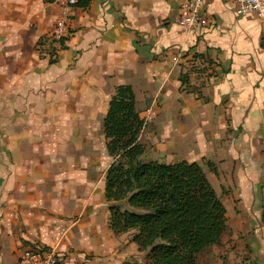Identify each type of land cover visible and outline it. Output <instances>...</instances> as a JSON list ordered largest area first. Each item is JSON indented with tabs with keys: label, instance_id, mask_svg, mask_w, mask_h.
<instances>
[{
	"label": "crops",
	"instance_id": "0c3cea01",
	"mask_svg": "<svg viewBox=\"0 0 264 264\" xmlns=\"http://www.w3.org/2000/svg\"><path fill=\"white\" fill-rule=\"evenodd\" d=\"M86 1L59 47L57 5L0 0V264L29 246L66 264H135L144 252L110 227L109 164L103 195L92 192L120 84L133 86L143 130L165 126L167 162L200 163L226 207L221 241L197 264H264V25L235 0H203L196 28L178 22L183 0Z\"/></svg>",
	"mask_w": 264,
	"mask_h": 264
},
{
	"label": "trees",
	"instance_id": "16d2710c",
	"mask_svg": "<svg viewBox=\"0 0 264 264\" xmlns=\"http://www.w3.org/2000/svg\"><path fill=\"white\" fill-rule=\"evenodd\" d=\"M103 125L111 158L105 196L113 232H131L146 252V264H197L198 255L219 243L228 225L226 207L204 167L144 157L146 119L131 84L116 87Z\"/></svg>",
	"mask_w": 264,
	"mask_h": 264
},
{
	"label": "built area",
	"instance_id": "2783aa9c",
	"mask_svg": "<svg viewBox=\"0 0 264 264\" xmlns=\"http://www.w3.org/2000/svg\"><path fill=\"white\" fill-rule=\"evenodd\" d=\"M59 7L61 15L54 23L52 40L62 47L71 33V10L80 0H48ZM237 13L254 14L264 25V0H235ZM203 0H183L178 22L187 28L202 26L206 19L202 14ZM17 264H66L61 254L53 249L29 246L19 255Z\"/></svg>",
	"mask_w": 264,
	"mask_h": 264
},
{
	"label": "rangeland",
	"instance_id": "374dc122",
	"mask_svg": "<svg viewBox=\"0 0 264 264\" xmlns=\"http://www.w3.org/2000/svg\"><path fill=\"white\" fill-rule=\"evenodd\" d=\"M165 126L156 125V127H147L143 130L141 140L145 143L147 151L144 154L146 159H158L160 161H168V131L162 130ZM99 147L97 148L96 162L92 166L93 173V188L92 192L96 195H103V176L106 172V167L111 162V158L107 156L104 150V137H100ZM92 187V186H91ZM103 207V206H101ZM105 214V212H104ZM99 219L103 220L102 212L99 213ZM130 238V233L128 235ZM146 252L138 254L135 257V264H146Z\"/></svg>",
	"mask_w": 264,
	"mask_h": 264
}]
</instances>
